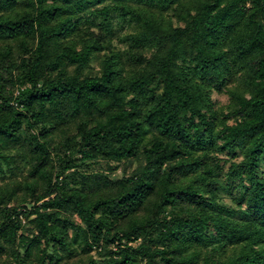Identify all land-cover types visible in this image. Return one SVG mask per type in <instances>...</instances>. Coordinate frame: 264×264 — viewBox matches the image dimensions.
Listing matches in <instances>:
<instances>
[{
    "label": "trees",
    "instance_id": "1",
    "mask_svg": "<svg viewBox=\"0 0 264 264\" xmlns=\"http://www.w3.org/2000/svg\"><path fill=\"white\" fill-rule=\"evenodd\" d=\"M0 264H264V0H0Z\"/></svg>",
    "mask_w": 264,
    "mask_h": 264
},
{
    "label": "rangeland",
    "instance_id": "2",
    "mask_svg": "<svg viewBox=\"0 0 264 264\" xmlns=\"http://www.w3.org/2000/svg\"><path fill=\"white\" fill-rule=\"evenodd\" d=\"M100 68L101 67H100L99 61H94L92 63V70L95 73L99 72ZM213 101L216 104V108L221 109V110L226 109L227 106L229 105V102H230L229 96L226 93H222V94L214 93ZM220 157L226 161V163L222 162V164H223L225 169H228L230 167V164H231L228 155L226 153H224V154L220 155ZM100 164L101 165H99L98 167L92 166L91 169H95L97 171L99 170L101 172L107 173V172H109L108 171L109 167H113V168L116 166L119 167L117 170L111 171L109 173L112 179L113 178L114 179L121 178L124 175H132V174L136 173V171L138 170V164L134 161L127 162L125 165H121L122 163L118 164L115 162H106V161H101ZM226 202L231 203L230 199H226ZM95 256L97 258H99L98 255H95Z\"/></svg>",
    "mask_w": 264,
    "mask_h": 264
}]
</instances>
